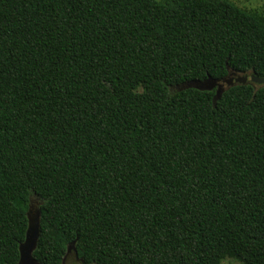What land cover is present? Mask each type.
Here are the masks:
<instances>
[{
    "label": "trees",
    "instance_id": "1",
    "mask_svg": "<svg viewBox=\"0 0 264 264\" xmlns=\"http://www.w3.org/2000/svg\"><path fill=\"white\" fill-rule=\"evenodd\" d=\"M228 68V69H227ZM264 9L0 0V264H264Z\"/></svg>",
    "mask_w": 264,
    "mask_h": 264
},
{
    "label": "water",
    "instance_id": "2",
    "mask_svg": "<svg viewBox=\"0 0 264 264\" xmlns=\"http://www.w3.org/2000/svg\"><path fill=\"white\" fill-rule=\"evenodd\" d=\"M228 69V68H227ZM232 72V70H231ZM234 72V71H233ZM230 73V71L228 72ZM255 83L258 85H264V76H257L250 73L249 76L246 74H237L234 78H213L207 76L204 79H191L177 85L180 89L193 87L199 90H212L215 88V93L213 95V101L217 100L224 90V85L228 87L235 83ZM27 215V228L25 230V236L23 241L19 244V258L17 264H40L32 256V252L36 247L38 235H39V216L40 212L38 207L34 208L31 201H29ZM74 242V241H73ZM73 242L68 245L66 254L73 249ZM64 257L61 264L63 263Z\"/></svg>",
    "mask_w": 264,
    "mask_h": 264
},
{
    "label": "rangeland",
    "instance_id": "3",
    "mask_svg": "<svg viewBox=\"0 0 264 264\" xmlns=\"http://www.w3.org/2000/svg\"><path fill=\"white\" fill-rule=\"evenodd\" d=\"M236 5L246 8V9H257L262 10L264 9V0H231ZM242 74V73H240ZM178 86H174L172 89H178ZM30 201L34 208H37L40 200L37 197H30ZM62 264H82V262L77 259L71 250L68 254L64 255V260ZM220 264H242L237 260L232 258H224Z\"/></svg>",
    "mask_w": 264,
    "mask_h": 264
},
{
    "label": "flooded vegetation",
    "instance_id": "4",
    "mask_svg": "<svg viewBox=\"0 0 264 264\" xmlns=\"http://www.w3.org/2000/svg\"><path fill=\"white\" fill-rule=\"evenodd\" d=\"M237 74H239V73H238V72H235V71H234V72H233V71H232V72L230 71V73H227V74L225 75V77H227V78H234ZM242 74H246L247 76L250 75V73H248V72H246V73H242ZM229 86H230V85H229ZM223 87H224V89L226 88L225 85H224ZM213 90H214V93H215V88H214ZM68 253H69V252H68ZM68 253H67V254H68ZM75 257L77 258V256H75ZM77 259H78V258H77Z\"/></svg>",
    "mask_w": 264,
    "mask_h": 264
}]
</instances>
